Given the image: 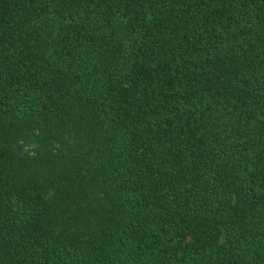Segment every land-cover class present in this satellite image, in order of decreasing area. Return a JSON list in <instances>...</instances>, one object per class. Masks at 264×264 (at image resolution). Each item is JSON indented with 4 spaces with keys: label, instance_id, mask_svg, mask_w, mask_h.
I'll list each match as a JSON object with an SVG mask.
<instances>
[{
    "label": "trees",
    "instance_id": "1",
    "mask_svg": "<svg viewBox=\"0 0 264 264\" xmlns=\"http://www.w3.org/2000/svg\"><path fill=\"white\" fill-rule=\"evenodd\" d=\"M0 264H264V0H0Z\"/></svg>",
    "mask_w": 264,
    "mask_h": 264
}]
</instances>
